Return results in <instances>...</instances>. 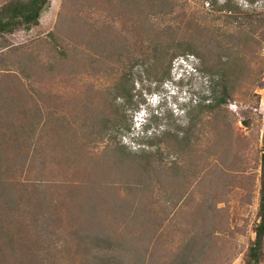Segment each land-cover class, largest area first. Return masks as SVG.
<instances>
[{"label": "rangeland", "instance_id": "obj_1", "mask_svg": "<svg viewBox=\"0 0 264 264\" xmlns=\"http://www.w3.org/2000/svg\"><path fill=\"white\" fill-rule=\"evenodd\" d=\"M5 1L0 0V5ZM118 1L120 4V0L105 3L96 0L100 9L92 8L89 24L111 29L116 41L128 38L130 49L135 53L131 56L136 59L131 62L133 66L116 60L112 49L91 46L90 60L83 63L78 72L75 68L64 71L61 68L67 63L64 58H57L60 61L56 62L53 75L62 69L64 73L59 77H50L44 69L29 72L22 55H39L33 50L39 47L38 40L55 28L62 0H49L41 12L40 25L32 30L0 34V143L40 146L34 158L35 146H32L25 166L19 162L21 156L14 157L17 151L2 146L7 148L3 163L9 165L8 174L21 185L12 195L18 196L15 203H21L14 208L6 201L7 205L2 206L7 216L11 214L15 225L4 224L5 216H0V255L6 253L7 246H12L13 252L17 249L16 264H25L27 254L39 257L38 264H245L260 220L264 38L258 33L264 28V0H137L142 7L140 11L137 7L129 11L125 4L118 5ZM138 18L151 19L157 23V28L176 26L180 19H186L185 23L194 19L192 24L196 28L198 19L199 29L204 33L203 37L198 36L206 43L210 41L211 46L214 41L219 49L204 65L195 53L183 52L172 62L158 66L157 71L161 73L158 79L147 71L154 58L148 59L142 52L141 46L147 39L140 32ZM240 26L257 29L259 43H255V38L254 45L247 49L248 54L242 53L250 67L248 74L240 81L234 99L229 97L218 114H202L197 106L205 99L206 103L211 100L215 88L212 78H218V73H212L210 67L237 52L235 43L243 37L237 34ZM96 27L91 32L93 43L105 39V32ZM189 29L192 31L191 27ZM50 61L44 59L41 64ZM27 73H30L29 78ZM123 74L133 81L132 106L125 97L114 101L116 95L111 87ZM219 82L217 91L221 89V79ZM22 91L36 99L41 91L50 93L53 98L48 107L41 109L40 124L30 141L24 134H18L23 128L16 130L17 118L13 119L14 112L18 117L24 112L10 105L14 97L27 102ZM148 100L159 110L148 119L147 131L142 133L136 128L135 115L142 109L141 105L149 104ZM105 118L113 122L111 127L107 130L93 128L94 123L106 121ZM25 122L27 120L22 123ZM168 132L172 136L164 137ZM150 141L185 144L184 148L166 153L167 160L183 168L177 176L184 181H173L168 188L159 187L162 182L154 174L155 167L150 168L149 174L155 179L152 184L158 188L146 203L149 227L140 222L137 226L141 227L135 228L134 233L132 227L127 228L135 212L147 208L145 201L131 211L126 207H109L106 221L99 226L92 224V215L83 214L77 204L88 195L82 181H114L117 195H113L121 198L127 194L124 186H120L122 177L117 176L118 184L111 177L104 180L102 171L90 173L91 166L98 161L107 163L108 157L103 151L109 143L123 144L126 152L138 153L155 149ZM65 143H82L85 147L82 157L85 161H78L81 168L73 159L72 149L63 146ZM41 182L44 184L38 199L27 195L18 200L25 193V186L36 189V184ZM57 184L61 185L59 191L55 190ZM68 184L76 187L72 189L79 196L74 200L70 199ZM49 192L59 195L62 206L46 208ZM107 199V196L103 198L105 202ZM30 200L38 203L32 215L27 217L16 211L26 207ZM67 200L71 202L67 204ZM49 211L54 213L55 225L49 223L52 219H46ZM125 218H128L126 223ZM5 263L12 260L6 259ZM0 264H4V259H0ZM260 264H264V251Z\"/></svg>", "mask_w": 264, "mask_h": 264}, {"label": "trees", "instance_id": "obj_2", "mask_svg": "<svg viewBox=\"0 0 264 264\" xmlns=\"http://www.w3.org/2000/svg\"><path fill=\"white\" fill-rule=\"evenodd\" d=\"M48 1L49 0H6L0 5V34L15 33L20 29L32 30L34 27L40 25V15L43 9L46 7ZM95 1L96 0H62L61 11L59 13L55 28L50 31L47 36L41 37L38 40L39 47L37 49H32L33 51H38L39 55H42L43 57H39V55L35 57L32 53H26L22 55L21 59L24 61L23 64L29 72L31 70L36 71L44 69V71H48L51 74L50 77L53 78L54 76L59 77L64 73L65 70L73 71L72 68H75V72H78L81 70V65L83 63V65H85L86 62L90 60L89 57L91 56V53L88 52V50L91 48V46L112 49V51H114L113 56L116 60L127 66L132 65L131 62L136 59H131V56H133L132 54L135 53L130 49V41L128 38H125V41H116V34L112 32L111 29H107L106 27L102 26L96 27L89 24L90 14L93 12L92 8L96 6L98 9H100V7H98L99 5L95 4ZM99 2L105 3L106 0H99ZM123 4H125L129 11L134 10L136 7L137 10L140 11V8H142L139 6L137 0H120V4L118 1V5L121 6ZM138 22L141 29L140 32H143L147 39V44H145L146 42L143 40L145 43L141 46L142 52L146 55V58H154L151 66L147 67V71L149 74L154 75L158 79L159 75L161 74L160 71H157L158 66L164 64L167 61L172 62L176 56L183 52L185 54L189 52L195 53V55H197L203 61L204 65L208 60V57H210L214 51L219 49L214 45V41L211 46L210 41L206 43V41H203L202 38L198 36V34L201 37L204 36L203 31L199 29L201 25L200 21L198 22V19L195 23L197 26L196 28H193L194 25L192 24L194 19L188 20V23H185L186 19H180L179 24L176 26L169 25L167 27L161 28H157V23L155 24V22L151 21V19L138 18ZM94 27H96L98 31L105 32V39H101L93 43L91 32L92 28L94 29ZM189 27L192 28V31L189 29ZM256 30L257 29H255V27L240 26L237 30V34L238 37L241 35H243V37H240V40L242 41L237 39L238 42L235 43L237 52L235 54L229 55L226 61H221L217 66L212 65L210 67L212 73H218V78H212V83L215 85V88L211 94V100L206 103L204 102L206 100L205 99L200 104H198L197 109L199 112L202 114H218V112L222 110V105L228 101L229 97L234 99V95L237 92L236 89L241 84L240 81L246 77L248 74L247 72L250 69L249 66L248 69V62L242 56V53L247 55L249 52L247 49L251 45H254L253 41H255L256 38ZM258 35L264 38L263 27L260 28ZM209 37L211 36L209 35ZM262 40L264 41V39ZM255 43H259L258 39ZM13 50L17 51V48H14ZM250 53L254 54L255 52ZM96 54H99V52L97 51ZM94 55H92V57ZM57 58L66 59L67 61L65 62H67L66 64L68 65L65 64L66 66L64 65L61 67L64 69V71L60 69L56 75H53L57 67L56 62L60 61ZM44 59H51L53 62L50 61L48 63L41 64ZM139 60L140 57L137 59V62H139ZM128 76L126 74L120 75L114 81L111 88L116 95L114 101L118 97H125L130 106H132L131 100L134 95L131 93V86L133 81ZM29 77L30 73L28 74L27 78ZM220 79L222 81L220 86L221 89L220 91H217L216 87H218ZM22 92V96L25 98V100H27V102H23L20 99L18 100L17 97H14L11 100L10 105L14 109L20 108L24 112L21 113L19 117L17 113L14 112L13 119L15 121L17 118L18 125L16 126V130H18L20 126L23 128L22 131L18 132V134H24L30 141L34 138V133L40 124L39 120L42 115L40 113L41 109L48 107L49 101H52L53 98H51L50 93L46 94L42 91L38 92L37 99L26 91ZM209 99L207 98V100ZM1 102L2 97L0 96V104ZM123 116L125 117V114H123ZM23 120H27V123H22ZM105 120L106 121H100L97 124L94 123L93 128L96 127V130L99 128H105L107 130L109 127H111L113 122L106 118ZM164 134V137L172 136L169 132ZM262 141L261 188L258 209L260 220L256 226V237L253 244L249 247L245 264H260L264 251V133ZM149 144L151 146H156L155 149H143L138 153H129L125 151L126 147L123 144L116 143L114 145V143H109L103 151V154H106L108 157L107 163H101L98 161L96 165L91 166L90 173L94 175L98 174L99 171H102V174L105 176L104 180L111 177L118 184V180H116L117 176L122 177V183L120 186H124L123 188L125 190V195L127 194L125 197L119 198V196L117 197L113 195V193L116 194L117 192L114 181L102 183L100 181H94L96 184L84 183L83 181H80L82 187L87 188L88 195L84 200L78 201V208H81L83 214L89 213V215H92V224L99 226L102 224V222L106 221L108 218L107 210L109 207L116 209L120 207H126L129 208L127 211H131L132 207H140V205L143 204V201H145V205L146 203H149V199L151 200L155 189L158 188L157 185H155L157 187L155 188L152 184L154 178L149 174L151 167H155L154 174L156 175L157 180L160 179L162 182L159 187L161 186L168 188V185H170L173 181H184L181 178L178 179L177 176L179 173L183 172V168L178 166V164L175 165V163L167 160L166 153H170L172 150H175L181 146L184 148L185 146L183 145L185 144L181 145V143H177L176 141H174V143H153L150 141ZM218 145L219 144L217 143L215 146L216 149L218 148ZM2 146L8 148L12 147L15 151H17L14 157L21 156L22 161L19 162H22L23 166H25L26 162L30 158L29 153L32 146H35L34 149H32L33 158L36 157V154L34 153H37V149H39L40 146L37 143H0V216H5V221H3L4 224L7 225L12 223L15 225V221H13L11 218V214L9 213L7 216V213L2 206L7 205L6 201H8L9 204H12L11 206L14 208H16V206L21 203H15L18 196L12 195L17 189L20 188L21 185L18 181H16V179L10 178L12 177L11 174H8L9 165L7 166L3 163L4 150L7 148H3ZM63 146H66L69 150L72 149L73 159L77 160L76 165L81 168L78 161H85L82 159L83 155H85V147L82 145V143H65ZM80 155L82 156L80 157ZM30 162L32 163V161ZM41 163L44 164L43 162ZM14 166L17 169L18 165L14 163ZM100 183L102 185H98ZM43 184V182L36 184V189H28V186H25V193H22L18 200H22V198L27 195H31L32 198L38 199L37 196L39 195L41 190L40 188ZM68 186V193L71 197L70 199L74 200L79 196L72 189L76 187L72 186L71 184H68ZM59 187L61 189V185H55V190L59 191ZM55 190L51 192L53 193ZM52 193L49 192L48 197L50 198H48L46 204L42 197L40 200V204L42 203L41 206H43V204L46 205V208H51L53 206L54 208L55 206L58 208L62 206V200L60 199L59 195H54ZM106 196L108 197L107 202L103 200V198H106ZM71 200H67L66 203L69 204ZM31 201L33 200H30L26 207L24 206L22 208H18L16 211L22 213L24 216L29 217V215H32L31 213L35 209L34 205L38 204L37 202H34L33 204ZM146 206V209L144 207L143 210L135 212L133 219L131 218V224L128 223L127 225V228L129 226L133 228V233L136 232L135 228L141 227L137 226L138 224H141L140 222H143V225L146 224L149 227L146 222V220H150V218H148L146 215L149 213L148 204ZM18 207H20V205ZM49 218L52 219L49 221V223L55 225L53 211H49V216L46 219ZM127 220L128 218L124 219L125 223L128 222ZM93 226L94 225L91 227ZM4 231L7 232L8 229ZM78 236L81 235L78 234ZM83 245L85 246L86 244L83 243ZM16 250L17 249H14L13 252L12 246L6 247V253H2L0 255V259H4V264H16V261L18 260ZM38 258L39 257L36 255L33 258V255L29 257L27 254L25 258V264H38ZM6 259L8 262L12 260V263H5ZM53 264H56V262Z\"/></svg>", "mask_w": 264, "mask_h": 264}, {"label": "clouds", "instance_id": "obj_3", "mask_svg": "<svg viewBox=\"0 0 264 264\" xmlns=\"http://www.w3.org/2000/svg\"><path fill=\"white\" fill-rule=\"evenodd\" d=\"M149 104L141 105L142 109L136 112L135 120H136V128L139 131H142V133H145L147 131V124L148 119L153 118L155 115L158 114L159 107L156 105H153V101L148 100ZM155 103V102H154ZM143 125V126H142Z\"/></svg>", "mask_w": 264, "mask_h": 264}]
</instances>
